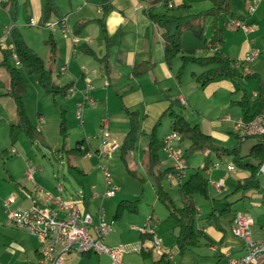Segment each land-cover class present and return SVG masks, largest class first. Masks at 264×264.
I'll use <instances>...</instances> for the list:
<instances>
[{"label": "crops", "instance_id": "crops-1", "mask_svg": "<svg viewBox=\"0 0 264 264\" xmlns=\"http://www.w3.org/2000/svg\"><path fill=\"white\" fill-rule=\"evenodd\" d=\"M208 1L209 0H169L167 6L174 7L181 5V3H186L188 6L181 8L180 10L182 12H197L208 6ZM23 2L25 3V10L22 9L19 3L20 7L18 12L22 9L25 17L27 16L29 20L38 22L41 7L43 5L42 0H24ZM111 3L113 7L105 16V30H103L100 23L95 20L101 15L102 10L99 0H68V10L61 9V11L69 17V22L73 29V36L77 41L75 44L76 46L73 49L70 38L63 37L59 30L54 31L53 36L57 46V60H54L55 63L53 65H49L46 62L45 64H47V66L49 65L48 67L52 69V78L55 82L60 85L68 86L64 102L70 105L75 115H70V119L66 118L67 128L76 126L79 127L83 133V137L81 138L82 142H79V140L76 145L85 146L92 150L97 149L100 145V123L102 117L106 116L109 139L115 140L118 143V148L116 150L119 156V145L126 133L121 141H118L117 136L109 127V121L112 119L115 122L118 115L114 114L121 109L126 112L125 107L138 112L140 125L141 119L143 118L148 119L161 115L168 108L171 101H176V105L184 108L188 105L195 109L196 115H204L203 110H201L199 106L193 107L192 104L189 103L183 90V84L188 80V77L199 84L190 72L193 71L198 73L204 66L198 64L201 66L199 70L191 68L189 74L185 76V78L184 75L186 72L180 80L176 78L175 72L180 64L179 56H176L170 64L165 61L163 56L162 29L148 16V11L151 10L152 7H162L160 3L153 4L150 0H111ZM243 4V10H236L231 3L232 11L235 16H241V20L251 26L250 30L244 31L242 28L235 26L232 21L223 18V42L221 44L215 49H207L200 40L202 42V47L206 51H211L209 54H212L214 51H221L234 61L236 60L231 66L235 73L233 77H221L210 80L204 85H201L203 90L206 95L212 96L221 89H225L233 95H237L236 98H231L229 103H235L238 107L237 100L240 99L245 92H247L250 97L256 95V80L254 78L246 79L245 74L255 72L264 79V0H243ZM251 4L255 5L253 10L248 9ZM3 8L6 10V13H8L7 8ZM55 19L56 17L52 18V20ZM210 24L211 23H207V25H204V37H209L210 35ZM3 28L1 29V34ZM185 40L190 41L189 36L183 32L181 34V43ZM183 46L194 47L195 54L199 55L197 54V48L194 44H185ZM253 48L259 49L258 55L249 61V63H244L242 66L240 61L244 60L245 53ZM88 49L93 50L96 56H102L105 52L109 53L108 67L106 70L100 67L98 60L89 53ZM45 54L47 59L48 49ZM176 59H178V61H176ZM43 60L45 61L44 58ZM144 60L153 61V66L140 75H134L131 71L132 67ZM90 61H93V63H90ZM63 65H66V69L62 71L61 67ZM82 65H85L91 71L89 73H83L81 68ZM54 69L56 72L58 71L57 80L53 77ZM86 78L92 84V88L88 90V94L93 96L94 99L92 104L96 101H103L104 112L108 115H105L104 112H102V115H84L85 119L80 121L76 116V103L81 99L82 92L86 88ZM104 80H107L108 84H104ZM245 84L250 86L249 90L246 89ZM72 85L74 88L70 89ZM4 91L5 90L2 88L0 93ZM182 100L185 102L183 103ZM36 104H39V99L36 100ZM134 105H137L138 108H135ZM177 113H182L185 116L184 112ZM192 114H194V112ZM226 115H229V113ZM10 117H12V115L0 117L1 131H6L8 129L9 123L12 122ZM226 117H221L220 121L210 122L207 119H202L201 122L196 121L195 123H198L199 127L212 137L217 146L230 147L232 144H228V146L222 144L230 141L229 135H226V133L233 134L234 136H236V134L233 128L234 122L232 118L230 116ZM239 117H241V110ZM236 118L238 117L233 119ZM31 120L44 138L49 126L45 115L37 109L36 114L32 115ZM155 120L152 118L148 130L141 128L146 132L149 131ZM57 122L58 119L56 120V124ZM220 124H222V126ZM224 124H230L231 128H228ZM250 138H253V140L249 141ZM238 141L240 155H246L249 153L251 147L259 142V139L257 137H247L238 139ZM8 142L10 143L9 137ZM33 142L36 143V141ZM182 145L186 147L187 142ZM145 146L142 148L143 152ZM9 147L0 146V148H8L11 152H13L11 149L14 148L13 153L16 154L25 153V150L18 144ZM138 149L137 141V148L134 151L138 153ZM160 151L162 152L161 155ZM203 151L204 161L202 165L198 167H203L207 162L203 174L205 175L206 173L205 176L208 179V196L205 197L200 195L205 198V201H199V204L196 200L199 194H195V202L197 207L196 227L201 230L204 235L200 236L198 245L184 252L175 251L172 257L173 264H221L223 261H225L224 264H228L229 256H240L244 254L245 246L243 242L234 235L232 231L233 217L237 211L250 213L254 219V223L251 226L252 237L254 239L263 237L264 192L261 186L248 190L237 188L238 184L242 183L245 177H247L249 171L245 167L236 165L234 156L231 153L222 150L217 151L211 148H205ZM133 152L128 158L129 167ZM158 154L160 158L158 166L160 169L170 167L172 164L171 160L166 156L161 147H159ZM211 155H214L215 158H211ZM20 156H22V154ZM111 156L112 153L110 151L105 158H110ZM164 158L166 163L160 166ZM244 160L249 162L256 161L252 158H246ZM215 161L220 162L219 166L216 168L212 166V163ZM28 162L29 161L24 159V157L23 159L20 157H13L8 163H5L3 160V166L8 179L3 178L0 174V264H16V262L21 264H36L40 250V241L34 235L24 229L6 224L3 201L7 197L12 198L10 202V206L12 207H26L32 203L47 205L49 201L45 197L43 190H49L63 199H77L83 210L95 212L99 201L92 196V191L100 193L104 188L101 173L100 180L89 182V194H87L86 187L82 183H78L77 187L70 184L71 190L61 185L62 189L58 190L56 184L59 180L54 173L50 177L49 174L41 172L42 169H37L32 173V177H28L26 173ZM144 162L145 153L144 160L142 161L143 168ZM229 163L234 164V170L226 169V164ZM187 164L189 168L188 161ZM67 167L78 174H85L84 170L80 169L71 161L67 162ZM257 175L261 183V177L258 173ZM219 177H223L227 185V190L222 192H218L213 183ZM165 180L168 179L165 177ZM115 183L119 187L118 191L114 196L104 199L103 201L106 218L108 220L113 216L117 205L116 203L114 212L110 214L109 218V211L107 212V210L108 207L109 209L112 207V202L116 199H118V202L119 200L131 199L130 197H132V195L122 192L119 184L116 181ZM168 183L176 187L177 190V183L171 181ZM254 189L262 191V195L254 193ZM233 192H239L240 195L237 196L235 194L232 195L229 200H222L223 197ZM158 200L156 196L150 211L145 214H141L137 207L135 212L126 211L119 220L111 222V231L106 236L105 243L111 245L124 243L129 246H138V250H130L122 255L121 264H161L160 255L153 249L150 242L141 236L142 233L134 227L147 221L148 216H150V224L154 227L155 232L162 238V247L164 251H170L174 248L176 244L175 236L178 228L172 220L166 218L168 215L166 207V211L157 210L156 202ZM177 204H180V201ZM205 205L210 207L208 212L202 209ZM127 213L134 215H128ZM204 213H207L206 216H204L205 223L201 222ZM210 213H212V217L209 220L208 215ZM132 230L137 231L136 238L129 236ZM141 246L146 247L145 249L150 248V253L147 257H144L140 251ZM81 256V258H77L72 255H67V258H63L64 264H115L106 254L84 253Z\"/></svg>", "mask_w": 264, "mask_h": 264}, {"label": "trees", "instance_id": "trees-1", "mask_svg": "<svg viewBox=\"0 0 264 264\" xmlns=\"http://www.w3.org/2000/svg\"><path fill=\"white\" fill-rule=\"evenodd\" d=\"M102 6L101 15L95 20L100 23L102 29L105 30V16L107 12L113 7L111 0H99ZM153 4L162 2L167 5L169 0H150ZM211 5L198 12H178L181 8L188 6L186 3L174 7H167L166 13H154L148 11V16L153 22L162 29L163 36V56L165 61L170 64L172 60L179 56L180 64L176 69L175 75L178 80L182 78L186 72L187 66L191 63H197L204 68L195 73L193 71L190 74L194 79L199 82L200 85H204L206 82L221 77H233L234 71L232 69V63H235L230 57L221 51H214L208 55H196L194 47H184L181 43V34L185 29H189L195 37L200 39L207 49H215L219 44L223 42V27L224 19L229 21L239 18L241 16H235L232 11L231 0H209ZM2 7L7 8L8 14L12 20L16 19L18 9L21 6L25 10V3L22 2L19 6L17 0H6L0 2ZM178 9V10H177ZM63 14L55 0H44L41 7V13L37 24L47 26L52 18L62 17ZM208 15L211 19V32L209 37H204V16ZM26 23L29 18L26 16ZM10 39L7 40L12 45L0 46L3 57L0 60V67L4 68L8 73V82L6 84L5 91L2 94L10 96L14 103L15 121L8 125V137L10 144L13 146L17 136L24 132L31 141L42 142V135L39 130L31 122L23 103V90L25 89L23 74L19 68L13 63L15 60L17 64L24 67L25 71L31 72L36 77L37 83L48 93L54 100L56 96H64L68 88L67 85H60L52 78V69L45 64L43 58L35 53L30 46L24 41L19 33L18 26L11 24ZM54 31H49V35L45 42L48 45V57L47 61H54L57 55V46L53 36ZM1 34V29H0ZM99 62L100 67L104 70L108 67L109 53L105 52L102 56H96L95 52L88 49ZM244 63L249 61H240L243 66ZM154 62L150 60H144L139 64L132 67L131 71L134 75H140L148 71ZM245 78H254L256 80V95L250 97L245 92L237 103L241 110V118L244 121H249L258 114L264 115V79L256 74L250 72L245 74ZM82 98V96H81ZM81 100V99H80ZM79 100V101H80ZM184 103L185 101L182 100ZM176 101H171L168 108L159 115L154 121L153 126L149 131H144L140 125L139 114L136 110H130L125 107L128 116V130L119 145V158L124 163L125 168L133 173L134 170L129 167V160L131 153L137 148V141L140 135L145 136L146 146L144 149L145 162L144 170L149 175L152 185L154 187L155 195L165 205L168 210L167 219L172 220L178 230L175 236V242L179 252H184L199 243V238L204 233L196 227L197 207L195 202V194L202 196H208V179L203 174L206 164L203 167H198L192 173L188 172L187 177L177 185V191L180 195V204H177L171 195V193L165 188L163 181L167 172L171 170V167L160 169L159 165V147L161 145V138L158 136V128L162 124L164 116L170 118V129L178 130L181 134L180 143H186L184 147L185 157L190 154L205 149L211 148L213 150H222L227 153H231L234 156V162L236 165L245 167L249 174L242 183L238 184L237 188L248 190L250 188L260 187L261 183L257 175V169L260 161L264 157V133L257 136L259 142L254 144L249 153L246 155H240L239 153V141L233 147H221L217 146L212 137L205 133L198 123L191 122L182 113H177L173 109V105ZM91 104H85L89 106ZM83 108V109H84ZM59 132L63 138L67 135L66 115L64 109L60 113ZM236 134V133H235ZM238 139L239 136L236 134ZM79 142H82L80 140ZM89 148L75 146L67 149L69 153L84 154ZM8 148H0V155L7 153ZM252 158L255 162H249L244 159ZM138 199H122L117 202L115 212L111 217V221H116L121 218L124 212H135L138 204ZM212 217V213L208 215L209 220ZM144 239L151 242V235L149 233L141 234ZM160 236V235H159ZM141 246L140 251L144 257H147L150 253V248Z\"/></svg>", "mask_w": 264, "mask_h": 264}, {"label": "rangeland", "instance_id": "rangeland-1", "mask_svg": "<svg viewBox=\"0 0 264 264\" xmlns=\"http://www.w3.org/2000/svg\"><path fill=\"white\" fill-rule=\"evenodd\" d=\"M6 1V0H2ZM24 0H19V3L22 4ZM44 0H42L43 3ZM57 5L60 9L68 10V0H55ZM161 4L162 7H152L150 11L154 13H166L170 10L167 9V5H164L162 2H158ZM232 5L236 10H243L244 4L243 0H232ZM208 6L203 8L206 9L211 5V2L208 1ZM201 9V10H203ZM178 10V9H177ZM200 10V9H198ZM188 11V10H187ZM178 12H181V10H178ZM191 13V11H188ZM198 12V11H197ZM204 25L207 23H211V19L208 15L204 16ZM10 15L6 13V10L1 6L0 4V29L3 28L4 24L5 26L9 24H14L18 26L19 33L21 34V37L24 39V41L30 46V48L37 53L38 55L42 56L45 59V62L49 65H53L55 61H47L46 60V54L45 52L48 49V45L45 42L46 38L49 35L50 28L48 26L39 25L37 23H32L28 21L26 23L25 16L22 12V9L19 10L16 19L10 20ZM226 19V18H225ZM4 26V28H5ZM3 28V29H4ZM186 33V35L189 36V40H185L182 42L183 45L185 44H194V46L197 48V54L199 55H205L209 54L211 51H206L202 47V42L200 39L195 37L193 33L189 29H185L182 31V33ZM102 42V41H101ZM201 42V43H200ZM103 44V43H102ZM3 54L0 50V60H2ZM57 60V59H56ZM13 63L19 68L21 73L23 74L25 89L23 90V103L25 104L26 113L29 118L32 119V115L36 114L37 109L45 115L47 122H48V131L43 138L42 136V142H36L34 143L31 141L24 132L20 133L13 146L20 145L23 150H25V153H13L10 150H8L7 153H2L0 155V174L3 178L8 179L7 173L4 168L3 160L5 163H8L10 159L13 157H20L23 159H26L29 161L32 165L36 167H40L42 169L41 172L47 173L52 176L54 173L57 179L59 180L57 183H60L65 188H70V184H73V186L77 187L78 183H82L86 187V192L89 194V182H93L96 180H100L101 178V163L96 157H86L84 155H80V153H69L67 152V149L75 147L76 143L81 140L82 131L79 129V127L73 126L70 128H67V135L66 138L63 140L60 132H59V122H60V113L61 110L64 109L65 115L67 119H70V115H75V112L72 108H70V105L68 103L64 102V96H56L55 100L44 91V89L36 82V77L33 73L25 71L24 67L20 64H17L15 60H12ZM178 61V59H176ZM256 61V60H255ZM90 63H93V61H90ZM48 65V66H49ZM199 70L201 68L198 64H190L187 68V71L184 75L187 76L190 72V69ZM58 71L53 70V77L55 80H57ZM188 80L183 84V90L185 93L186 98L189 100V103L192 104L193 107H198L203 110L204 115H196L195 109L189 107L186 105V107L178 106L176 104L173 105V109L176 112H184L185 116L191 121H202V119H207L208 121H220L221 117L230 116L232 120L235 117L240 116V109L235 103H229V100L231 98H236L237 95H233L229 91L225 89H221L216 94H213L212 96L206 95L205 91L203 90V87L193 81L191 78H187ZM8 82V73L7 71L0 67V90L3 88L5 90L6 84ZM4 86V87H2ZM246 89H250L249 85L245 84ZM3 93V92H2ZM0 93V117L4 115H12L11 120L12 122L15 121V112H14V103L10 96H4L5 94ZM39 99V104H36V100ZM10 106V108H9ZM104 103L103 101H96L94 104L86 106L83 109L82 113V119L84 120V115H102L104 112ZM135 108H138L137 105H134ZM9 112V113H8ZM194 112V114H192ZM229 113V115H226ZM105 115H108L104 112ZM56 115V116H55ZM58 115V117H57ZM110 115V114H109ZM118 115L116 117L115 122L110 119L109 121V127L111 128V131L115 133L117 136V140L121 141L122 137L128 130V118L127 114L124 110H119L116 114ZM153 120H155L157 117H152ZM152 118H143L141 119V127L145 130H148L151 125ZM58 119V122L56 124V120ZM109 119V117H108ZM32 122V120H31ZM11 123V122H10ZM33 123V122H32ZM222 126V124H220ZM225 125V124H224ZM228 128H231L230 124L225 125ZM170 128V118L168 116H164L162 120V124L158 130V136L162 137ZM42 135V133H41ZM226 135H229V140L226 143H222L225 146H228V144H232L230 146L233 147L237 141L238 138L234 136L233 134L226 133ZM45 139V141H44ZM253 140V138H250L249 141ZM248 141V143H249ZM0 146L9 147L12 146L8 142V129L6 131H1L0 128ZM146 143V139L144 136L140 135L138 139V153L136 151L133 152L131 158H130V167L134 170L133 173L129 172L125 166L122 160L118 156L117 150H112V156L110 158L103 157L102 163L106 165L109 172L111 173L114 180L119 184L121 191L127 194L132 195L130 197L133 199H138L136 202V205L138 204V208L141 214H145L150 211L151 206L153 205L154 199H156L154 187L152 185V181L149 177V175L145 172L142 161L144 160V152L143 149ZM4 144V145H3ZM184 148V145H182ZM10 149V147H9ZM204 149L199 150L195 152L194 154H190L188 157H186V161L189 163V173H192L198 168V166H201L204 161ZM22 154V156H20ZM162 152L160 151V155ZM17 155V156H16ZM226 156V155H225ZM211 158H215L214 155H211ZM162 164L160 166H163L166 163L165 158L162 159ZM71 161L73 164L77 165L80 169L85 171V174H78L74 172L72 169L67 167V162ZM220 164L219 161H216ZM242 169V168H241ZM206 175V173H205ZM170 181V180H169ZM168 180H164V186L165 188L171 193V195L174 197L176 203H179L180 201V195L178 191L176 190V187L171 186L168 182ZM172 182V181H171ZM254 193L261 194L262 191L259 189H254ZM239 196V192H233L230 193L228 196H225L222 198L229 200L231 199L232 195ZM116 199L114 202H112V207H108V217L110 218V214L114 212L115 205L117 203ZM197 202L199 201H205V198L197 195L196 197ZM200 204V203H199ZM157 210L160 209L161 211H166V208L164 204L161 201L156 202ZM105 208V207H104ZM205 212H208L210 210V207L205 205L202 208ZM106 212V211H105ZM128 215H134L129 214ZM207 213H204L203 218H201V222L205 223V217ZM252 231V230H251ZM130 237L136 238L137 231L132 230L129 234ZM152 245V243L150 242ZM83 253H79L74 250H70L69 252H63L61 254L62 259L67 258V255H72L77 258H81ZM225 261H223L221 264H224ZM16 264H21L19 262H16Z\"/></svg>", "mask_w": 264, "mask_h": 264}, {"label": "built area", "instance_id": "built-area-1", "mask_svg": "<svg viewBox=\"0 0 264 264\" xmlns=\"http://www.w3.org/2000/svg\"><path fill=\"white\" fill-rule=\"evenodd\" d=\"M1 2V0H0ZM254 4L249 6L253 10ZM32 23H37L29 20ZM232 23L242 28L244 31L251 29V26L243 20L236 18L231 20ZM47 26L51 31L59 30L63 37L70 38L72 48L77 43L73 36V29L69 22L67 14L62 17L51 20ZM12 25H7L0 35V46L12 45L7 40L10 39ZM7 41V42H6ZM259 53L258 48L247 51L244 60L251 61ZM83 73H89L91 70L85 65L81 66ZM66 65L61 67L65 70ZM86 88L82 92V98L76 103V116L82 121V113L85 104L94 102L93 96L88 94L92 84L87 80ZM104 84H108L104 80ZM74 86L70 87L73 89ZM256 94V92H255ZM229 118V117H226ZM233 128L239 138L244 139L249 136H257L264 133V115L258 114L249 121H244L241 117L233 120ZM100 145L97 149H88L84 156H96L101 163L100 171L102 173L104 188L102 192L92 191V196L98 199V205L95 212L83 210L77 199H63L49 190H43L49 204L32 203L26 207H12L11 197L3 201L6 224L17 228L24 229L34 235L40 241V250L36 264H64L61 257L63 252L70 250L79 253H96L106 254L113 263L121 264L122 255L130 250H138V246H129L128 244H107L105 238L111 231V220L106 218L104 199L112 197L118 191V185L115 183L111 173L104 163L103 157H106L110 151L118 148L115 140L109 139L108 122L106 116L102 117L100 128ZM181 134L178 130L170 129L161 138V149L171 160V170L167 172L166 178L179 184L188 175V164L184 154V148L180 143ZM84 146H80L83 148ZM14 152V148L11 149ZM214 168L219 166L218 162H213ZM41 170L40 167L27 163L26 173L32 177L35 170ZM227 170H234L233 163L226 164ZM257 173L261 177V189L264 192V157L259 163ZM218 192L227 190L224 178L219 177L214 182ZM58 190L62 189L60 183L56 184ZM254 223L253 216L250 213L237 211L233 217L232 231L245 246V253L240 256H229L228 264H264V220L262 225L263 237L254 239L251 235V226ZM140 233L151 235L153 249L160 255L161 264H173L172 257L175 251H178L177 244L170 251H164L162 247V238L155 232L154 227L150 224V216L147 217L141 225L134 226Z\"/></svg>", "mask_w": 264, "mask_h": 264}]
</instances>
